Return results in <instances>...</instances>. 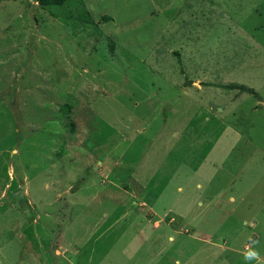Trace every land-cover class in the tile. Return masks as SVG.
Wrapping results in <instances>:
<instances>
[{
	"label": "rangeland",
	"instance_id": "rangeland-1",
	"mask_svg": "<svg viewBox=\"0 0 264 264\" xmlns=\"http://www.w3.org/2000/svg\"><path fill=\"white\" fill-rule=\"evenodd\" d=\"M158 193L148 264H264V0H0V264H137Z\"/></svg>",
	"mask_w": 264,
	"mask_h": 264
},
{
	"label": "crops",
	"instance_id": "crops-1",
	"mask_svg": "<svg viewBox=\"0 0 264 264\" xmlns=\"http://www.w3.org/2000/svg\"><path fill=\"white\" fill-rule=\"evenodd\" d=\"M216 190H218V191H221V190H223V188H218V189H216ZM216 190H214V191H216ZM207 191H211V189H209V188H207ZM211 192L213 195H215L217 192ZM215 193V194H214ZM158 196L160 197V195H159V193L158 194H154L153 196H152V200H150V201H148V203L146 202V205H147V208H148V211L146 212V213H144V216L145 217H141L140 218V220H141V223L143 224V223H147V222H149V220L150 219H152L153 217V219L150 221V224H151V227L149 228V231L148 232H146L143 228H140V227H136V229L134 230L135 231V233H134V235H132V237H131V239L133 240V241H135V243H136V245L137 246H140V247H142V248H144L145 249V254H144V256L142 257V261H140V262H138L137 264H148L149 263V261H150V259H152L153 257H152V254H151V252H149L150 251V248L152 249V246L151 245H149V244H154L155 245V248L157 249L156 250V252L158 253V252H160V245H158V243H157V240H159L160 238H162V236H163V233L162 232H158V231H160L161 230V223L163 222L162 221V219H160V212H157V210L155 209V207H154V203H153V199H155V198H158ZM145 196H143V198H144ZM176 200V198L175 197H170V198H167L166 199V201H165V205H163V207L165 206V207H170V209H172V204H173V202ZM140 210H141V208H139ZM158 209V208H157ZM163 210V208L161 207V209H159V211H162ZM185 210H188V206H186V208L183 210V211H185ZM150 211H152V212H154V213H151ZM183 211L182 212H180V214H181V216H184V218H182L181 219V222L183 223V224H185V223H188V222H190V220H192V218H189V217H187V216H189V214H184L183 213ZM148 212H149V216H150V219H148V217H147V215H148ZM175 213H177L178 215H180L179 214V211L178 210H175L174 211ZM183 213V214H182ZM123 216H126V213L123 215ZM123 216L122 217H119V219L120 218H123ZM223 218V212H222V214H219V213H215L214 214V216L212 217V214H208V216H207V222L208 223H213V222H215L216 223V221H217V219H220V218ZM187 218V221L185 220ZM119 219H115L114 221H113V223L114 222H116L117 220H119ZM180 221V220H179ZM222 219H221V224H222ZM235 236V235H234ZM234 236H232V237H234ZM211 237V235L210 234H207V238H210ZM167 239H169V240H173V237H172V235H167V237H166ZM220 238V237H219ZM221 248H225V245H221L220 246ZM227 250V249H226ZM232 251H233V249H231ZM108 252H106V253H104L102 256H101V258H100V260L97 262V264H101L102 263V261H101V259L103 260V259H105V258H107V257H109L108 255H106ZM216 254H218V253H216ZM214 255V254H213ZM219 256L221 255L220 253L218 254ZM256 257V256H255ZM257 259H260V257H256V260ZM174 262H177V260H173ZM151 264V263H150Z\"/></svg>",
	"mask_w": 264,
	"mask_h": 264
},
{
	"label": "trees",
	"instance_id": "trees-1",
	"mask_svg": "<svg viewBox=\"0 0 264 264\" xmlns=\"http://www.w3.org/2000/svg\"><path fill=\"white\" fill-rule=\"evenodd\" d=\"M38 4L40 5H60L62 3H64L66 0H35ZM217 86V85H216ZM219 86V85H218ZM220 87H226V88H232V87H237L241 90H245L246 92L249 93H254L253 89H250L249 87H245L244 85L240 84V85H220Z\"/></svg>",
	"mask_w": 264,
	"mask_h": 264
}]
</instances>
